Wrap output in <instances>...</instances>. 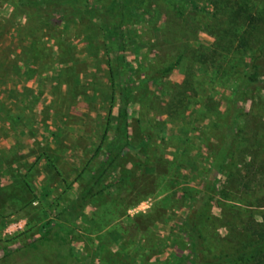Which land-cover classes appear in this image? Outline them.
Listing matches in <instances>:
<instances>
[{
	"label": "rangeland",
	"instance_id": "374dc122",
	"mask_svg": "<svg viewBox=\"0 0 264 264\" xmlns=\"http://www.w3.org/2000/svg\"><path fill=\"white\" fill-rule=\"evenodd\" d=\"M38 1L0 0V264H228L264 224V78L213 170L245 72L214 60L213 6L131 1L111 42L100 12L121 0H77L60 21L64 0ZM127 84L130 145L104 190L73 210ZM208 181L216 191L201 201ZM146 197L150 214L128 216Z\"/></svg>",
	"mask_w": 264,
	"mask_h": 264
},
{
	"label": "trees",
	"instance_id": "16d2710c",
	"mask_svg": "<svg viewBox=\"0 0 264 264\" xmlns=\"http://www.w3.org/2000/svg\"><path fill=\"white\" fill-rule=\"evenodd\" d=\"M28 0H23L25 5ZM136 0H121L116 7L104 9L101 13L103 29L108 36L109 41L115 37H121L119 28L118 10L128 8V4ZM139 1V0H137ZM176 7L180 2L186 3L194 1L212 5L214 12L210 14V23L207 26L208 31L213 32L215 37L214 53L220 60L219 65L224 63L227 69L234 67V61H241L245 66L244 76L234 89V102L231 120L225 134L222 145L216 150L212 159L211 168L215 171H221L225 165V157L232 149L236 140L235 118L239 112V103L245 100L246 92L249 88L260 83L264 78V0H172ZM52 0H40L36 4L39 6L48 5ZM63 2H69L68 7ZM34 3V2H33ZM56 10L54 14L58 15L57 21L68 18L69 9L78 7L77 0H64L54 4ZM179 9V8H178ZM183 11H179V15ZM193 27L189 28L188 35H193ZM110 42V43H111ZM182 45V43H181ZM180 45V46H181ZM196 55V53L194 54ZM245 58V59H244ZM244 59V60H243ZM118 63V60L116 59ZM111 64V63H110ZM188 83V81H187ZM193 81L188 83L191 87ZM132 85L127 84L120 90V106L117 112L114 137L109 142V147L105 155V160L96 172V175L81 190L77 196L76 203L72 209L78 212L82 211L97 194L104 190V183L108 178L109 168L115 166L118 159L129 146V120L128 113L130 107ZM216 189L211 181L206 184L201 201L208 200ZM228 264H264V224L261 229L255 230V238L248 248L239 251L237 254L224 258Z\"/></svg>",
	"mask_w": 264,
	"mask_h": 264
},
{
	"label": "clouds",
	"instance_id": "9594fccd",
	"mask_svg": "<svg viewBox=\"0 0 264 264\" xmlns=\"http://www.w3.org/2000/svg\"><path fill=\"white\" fill-rule=\"evenodd\" d=\"M154 203L151 197L141 199L126 210L127 215L133 219L138 215L148 216L154 207Z\"/></svg>",
	"mask_w": 264,
	"mask_h": 264
}]
</instances>
